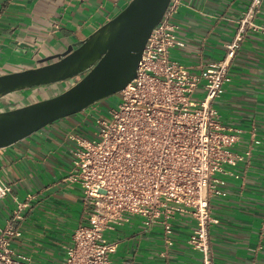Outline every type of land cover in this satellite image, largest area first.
<instances>
[{"label":"crops","instance_id":"0c3cea01","mask_svg":"<svg viewBox=\"0 0 264 264\" xmlns=\"http://www.w3.org/2000/svg\"><path fill=\"white\" fill-rule=\"evenodd\" d=\"M130 1L0 0V76L65 52ZM253 1L185 0L187 7L179 15L185 45L173 51V58L195 73L202 65L225 60L239 20ZM256 23L264 28V0ZM44 93L33 92L21 106L54 94ZM219 106L228 111L227 124L242 131L237 149L250 150L252 156L226 178L225 195L212 201L218 221L211 228L214 259L220 264H264V33L250 31L240 42ZM79 121V116L61 120L0 150V176L13 189L0 202V228L16 210L15 196L21 201L34 196L23 219L15 222L20 237L13 242L33 264H61L72 233L85 223L78 189L61 183L70 168L67 135ZM193 227L190 220L177 223L174 246L168 248L160 228L146 229L140 218L131 217L129 224L107 234L119 241L113 264H202L201 255L187 244Z\"/></svg>","mask_w":264,"mask_h":264},{"label":"built area","instance_id":"2783aa9c","mask_svg":"<svg viewBox=\"0 0 264 264\" xmlns=\"http://www.w3.org/2000/svg\"><path fill=\"white\" fill-rule=\"evenodd\" d=\"M262 3L254 0L239 20L226 59L195 73L173 58L185 45L179 15L187 5L171 0L117 107L95 104L84 112L95 122L87 125L85 118L70 129V168L61 183L78 189L85 223L72 233L61 264H113L119 241L107 234L131 217L140 218L146 229L160 228L168 248L174 246L175 225L192 221L187 244L202 264H220L211 245V228L218 223L212 201L225 195L226 178L252 153L237 149L242 131L227 124L228 111L219 101L240 42L250 31L264 33L256 23ZM12 191L0 176V202ZM33 201L32 195L13 198L16 210L0 228V264H33L13 245L20 237L15 222Z\"/></svg>","mask_w":264,"mask_h":264},{"label":"water","instance_id":"95a60500","mask_svg":"<svg viewBox=\"0 0 264 264\" xmlns=\"http://www.w3.org/2000/svg\"><path fill=\"white\" fill-rule=\"evenodd\" d=\"M170 2L131 0L65 52L40 60L34 68L1 75L0 150L123 91L136 78L147 43ZM76 77L82 79L74 83ZM35 91L54 94L21 106ZM7 105L16 106L6 110Z\"/></svg>","mask_w":264,"mask_h":264},{"label":"rangeland","instance_id":"374dc122","mask_svg":"<svg viewBox=\"0 0 264 264\" xmlns=\"http://www.w3.org/2000/svg\"><path fill=\"white\" fill-rule=\"evenodd\" d=\"M120 102V96H119V94H117V95H115V96H112L111 98H109V99H106V100H104V101H102V102H99V103H97L96 104V107H99V108H106L107 110L108 109H110V108H116L117 107V105H118V103ZM90 110V109H89ZM106 111V110H105ZM89 112V111H88ZM86 113V112H85ZM85 113H80V114H78V115H76V117H78L79 116V120H80V122H82L86 117H84V116H86V114ZM95 115H100V112L98 113V112H96V113H94ZM87 120H86V123H87V125H90L91 123H93V122H95V118H93V116L92 115H90V117H87L86 118ZM69 147H70V144H69Z\"/></svg>","mask_w":264,"mask_h":264}]
</instances>
